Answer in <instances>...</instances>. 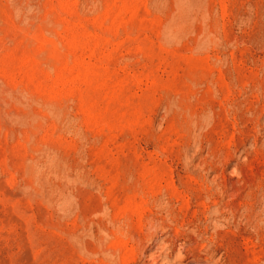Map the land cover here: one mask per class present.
<instances>
[{"label":"rangeland","instance_id":"374dc122","mask_svg":"<svg viewBox=\"0 0 264 264\" xmlns=\"http://www.w3.org/2000/svg\"><path fill=\"white\" fill-rule=\"evenodd\" d=\"M0 264H264V0H0Z\"/></svg>","mask_w":264,"mask_h":264}]
</instances>
